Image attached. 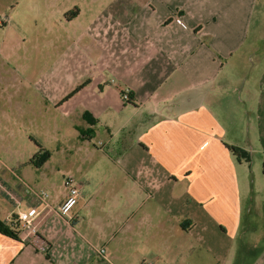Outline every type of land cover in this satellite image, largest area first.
I'll return each instance as SVG.
<instances>
[{
    "label": "crops",
    "instance_id": "crops-1",
    "mask_svg": "<svg viewBox=\"0 0 264 264\" xmlns=\"http://www.w3.org/2000/svg\"><path fill=\"white\" fill-rule=\"evenodd\" d=\"M257 2L111 1L83 34L96 63L79 49L88 68L82 86L58 104L72 111L80 100L79 115L95 121H86L87 141L65 146L68 173L79 176L78 203L62 217L44 210L32 187L1 186L2 223L14 226L20 212L41 215L26 240L18 225L17 239L0 233V264H264V33L251 31ZM79 16L75 9L68 22ZM98 131L103 138L92 150ZM256 157L263 174L254 200L247 170ZM39 190L56 212L67 197L65 188Z\"/></svg>",
    "mask_w": 264,
    "mask_h": 264
},
{
    "label": "rangeland",
    "instance_id": "rangeland-1",
    "mask_svg": "<svg viewBox=\"0 0 264 264\" xmlns=\"http://www.w3.org/2000/svg\"><path fill=\"white\" fill-rule=\"evenodd\" d=\"M111 1L0 0V190L6 185L16 191L19 184L60 194L65 176L79 178L68 173L65 146L70 140L87 141L81 134H86L89 126L79 115L80 100L72 111L68 106L59 110L58 104L82 86L83 72L88 69L85 62L96 63L95 55L84 52L87 38L83 34L98 16L102 19L107 14ZM75 9L80 16L68 22ZM235 11L233 27L239 17V9ZM251 28L252 33H264V0L256 4ZM89 40L95 43L94 38ZM79 49L86 57L84 63ZM98 132L92 150L103 138ZM36 144L52 155L51 164L42 170L29 164L40 152ZM258 160L256 157L247 170L248 187L256 189L254 200L263 174V165L256 170ZM0 198L5 200L1 193ZM255 219L261 223L260 216Z\"/></svg>",
    "mask_w": 264,
    "mask_h": 264
},
{
    "label": "built area",
    "instance_id": "built-area-1",
    "mask_svg": "<svg viewBox=\"0 0 264 264\" xmlns=\"http://www.w3.org/2000/svg\"><path fill=\"white\" fill-rule=\"evenodd\" d=\"M124 100H128L127 95H124ZM64 188L67 191V197L57 212L50 206L48 202L49 195L46 191H37L32 188H29V191L33 199L42 205L44 210L46 209L49 213H56L62 217H68L78 203L80 188L73 176L64 178ZM40 215V211H37L34 215H30L27 212H20L10 219V223L18 225L24 240H26L28 237L35 236L38 233V218ZM103 252V250L100 251L101 254Z\"/></svg>",
    "mask_w": 264,
    "mask_h": 264
},
{
    "label": "trees",
    "instance_id": "trees-1",
    "mask_svg": "<svg viewBox=\"0 0 264 264\" xmlns=\"http://www.w3.org/2000/svg\"><path fill=\"white\" fill-rule=\"evenodd\" d=\"M76 92L77 91L73 92L69 97H67L66 100H68L71 97H73L76 94ZM127 101H129V99ZM85 119L91 125L95 124V121L89 119L87 116H85ZM230 149L233 151V153L237 157H239V158L245 157L246 158V154L244 152H242L241 150H239V149H237L235 147H230ZM50 156L51 155H50V153L48 151H44L42 149V151H40L35 157H33V159H31L30 164H32L36 168H40V167H42L47 162V160L50 158ZM0 233L3 234V235H5V236H9L11 238L17 239L18 236H19V234H20V231H19V229H18V227L16 225L10 226V225H6V224H4V223H2L0 221Z\"/></svg>",
    "mask_w": 264,
    "mask_h": 264
}]
</instances>
